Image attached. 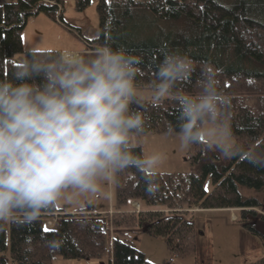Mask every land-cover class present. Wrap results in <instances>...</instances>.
I'll return each instance as SVG.
<instances>
[{
    "label": "trees",
    "instance_id": "16d2710c",
    "mask_svg": "<svg viewBox=\"0 0 264 264\" xmlns=\"http://www.w3.org/2000/svg\"><path fill=\"white\" fill-rule=\"evenodd\" d=\"M94 1L99 36L86 40L88 48L109 42L114 49L124 48L142 57L137 86L151 84L169 52L189 54L196 62L191 80L179 85L186 92L196 91L201 65H214L222 70L221 87L231 97L235 136L244 144L264 147V0H236L230 6L219 0H75L76 9L83 11ZM64 5L65 0L0 3V79H12L19 62L15 56L22 54L26 59L34 51L25 50L22 40L29 18L42 13L72 31L64 20ZM35 51L55 54L61 50ZM178 108L172 97L155 106L147 99L131 105L132 111L143 115L145 133H167L170 125L179 122ZM134 151L144 155L140 146ZM187 155L195 169L188 174L156 171L159 191L154 196L147 194L138 170L118 174L117 208L107 214L105 222L100 214L88 213L89 209L69 214L53 205L37 221L26 223L17 218L3 224L0 264H53L56 255L72 259L108 255L109 264H159L134 245L143 235L164 239L177 257L191 256L196 252L190 213L194 208L238 209V222L264 247V213H259L264 210V166L240 157L223 162L199 146H193ZM208 178L213 185L210 191L206 188ZM132 201L166 210H124ZM55 214L60 218L56 227L45 231L43 219ZM50 240L62 244L52 250ZM247 264H264V257Z\"/></svg>",
    "mask_w": 264,
    "mask_h": 264
},
{
    "label": "clouds",
    "instance_id": "9594fccd",
    "mask_svg": "<svg viewBox=\"0 0 264 264\" xmlns=\"http://www.w3.org/2000/svg\"><path fill=\"white\" fill-rule=\"evenodd\" d=\"M142 62L109 42L87 56L34 50L18 62L12 79H0V228L17 218L37 221L61 202L83 214L87 199L132 168L143 175L147 194L159 191L156 171L164 155L134 151L145 134L143 115L131 110L142 95L137 86ZM195 71L196 62L179 51L166 53L159 63L150 101L155 106L172 97L180 112L167 134L178 138L181 150L199 146L224 160L240 157L264 166V147L244 144L233 132L222 70L204 63L196 91L186 92L179 85ZM61 244L48 241L52 250Z\"/></svg>",
    "mask_w": 264,
    "mask_h": 264
},
{
    "label": "rangeland",
    "instance_id": "374dc122",
    "mask_svg": "<svg viewBox=\"0 0 264 264\" xmlns=\"http://www.w3.org/2000/svg\"><path fill=\"white\" fill-rule=\"evenodd\" d=\"M9 0H0V3H4ZM221 3L230 6L236 0H219ZM64 20L72 26V31L65 28L58 22L54 20H49L45 15L40 16V18H32L27 23L25 29L22 32L23 46L25 50L34 49H48V50H62L70 48H78L80 45H86V40H93L99 36V26L100 19L96 9L95 1L83 11H78L76 9L75 0H65L64 5ZM74 30V31H73ZM77 35V36H75ZM16 61L23 60L24 56L18 54L14 58ZM146 88L139 89L141 91L142 99L150 100V85H146ZM136 146H140L144 152V155H151L153 153H161L164 155L165 159L163 164L157 169L158 172H173V173H183L188 174L193 171L194 166L189 160L187 155L188 150H181L179 148V141L175 135H168L167 133H156L153 131L146 132L142 137L138 138L136 141ZM209 152V151H208ZM219 157L215 152H211ZM220 158V157H219ZM221 159V158H220ZM223 160L227 162L228 160ZM118 175L110 183L104 186L101 193L94 197H90L84 202V210L89 209L88 213H98L100 218L105 222L107 218V212L98 211L99 208L104 209L109 208L113 205V208H117L116 200V187H117ZM206 188L210 191L213 188L211 179L208 178L206 182ZM111 204V205H110ZM57 208H61L67 211L77 210L76 207L65 204L63 202L55 204ZM130 203L125 205L123 209H130ZM145 205H143V209ZM157 208V207H156ZM134 210V209H132ZM136 211V210H135ZM259 213H264V210H259ZM192 212L195 210H190ZM80 213L78 210L69 212V214ZM86 213V212H84ZM110 215V214H109ZM59 221V220H58ZM10 221L7 222V225ZM53 222L49 219L47 221V226ZM105 229L106 225H105ZM10 236L9 231H7V256L9 254V242ZM160 239V242L164 239ZM137 248H144L145 245H140V242H134ZM167 245V243H166ZM143 246V247H142ZM168 247V246H167ZM169 249V248H168ZM141 250V249H140ZM156 250V247H155ZM161 256V254H158ZM108 255L103 258H92V259H72L65 258L61 255H56L53 258V264H109ZM174 260H181L180 257H174ZM161 263H164L161 262ZM167 264V263H166Z\"/></svg>",
    "mask_w": 264,
    "mask_h": 264
},
{
    "label": "crops",
    "instance_id": "0c3cea01",
    "mask_svg": "<svg viewBox=\"0 0 264 264\" xmlns=\"http://www.w3.org/2000/svg\"><path fill=\"white\" fill-rule=\"evenodd\" d=\"M44 15L45 14L41 13L29 18V20L32 18H40V16ZM47 18L52 21L51 18ZM59 50L62 51L61 48ZM67 50L76 51L86 56L91 55L94 52V49L88 48L87 43L86 45H80L78 48L73 47ZM138 88L142 89L146 87L138 86ZM138 99H142V97H139ZM130 204V209L125 210L133 209L132 202H130ZM140 204L141 209H143V204ZM144 209L166 210L161 207H145ZM105 210H109L107 214H111L115 209L113 208V205H111L107 209L101 207L98 211L102 212ZM64 211L65 213H69L77 210ZM191 216L196 230V252L194 255L183 257L181 260H174L175 254L168 249L166 243L163 241L160 242V239L148 235H143L141 240L138 241L140 242V245H145L144 248L139 249L145 253L148 260L159 264L163 261L167 264H247L264 257V247L260 239L249 233L242 224L238 222V209L199 208L195 212H192ZM59 219L58 215L54 216L52 219L53 222L49 227L55 228ZM158 254H161V256Z\"/></svg>",
    "mask_w": 264,
    "mask_h": 264
},
{
    "label": "built area",
    "instance_id": "2783aa9c",
    "mask_svg": "<svg viewBox=\"0 0 264 264\" xmlns=\"http://www.w3.org/2000/svg\"><path fill=\"white\" fill-rule=\"evenodd\" d=\"M135 208L139 210L140 206L138 204H135Z\"/></svg>",
    "mask_w": 264,
    "mask_h": 264
},
{
    "label": "snow or ice",
    "instance_id": "6c2138e0",
    "mask_svg": "<svg viewBox=\"0 0 264 264\" xmlns=\"http://www.w3.org/2000/svg\"><path fill=\"white\" fill-rule=\"evenodd\" d=\"M250 83H251V81H250ZM45 231H48V229L46 228Z\"/></svg>",
    "mask_w": 264,
    "mask_h": 264
}]
</instances>
